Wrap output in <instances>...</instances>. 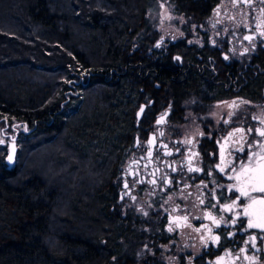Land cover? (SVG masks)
Masks as SVG:
<instances>
[{
    "label": "trees",
    "instance_id": "16d2710c",
    "mask_svg": "<svg viewBox=\"0 0 264 264\" xmlns=\"http://www.w3.org/2000/svg\"><path fill=\"white\" fill-rule=\"evenodd\" d=\"M152 1L0 0V264L110 263ZM175 4L201 21L215 0Z\"/></svg>",
    "mask_w": 264,
    "mask_h": 264
},
{
    "label": "flooded vegetation",
    "instance_id": "af4514ba",
    "mask_svg": "<svg viewBox=\"0 0 264 264\" xmlns=\"http://www.w3.org/2000/svg\"><path fill=\"white\" fill-rule=\"evenodd\" d=\"M204 14L185 15L179 38L154 30L146 42L137 132L114 181L124 231L109 264H264V231L242 207L224 210L247 202L229 191V162L264 143V0H215Z\"/></svg>",
    "mask_w": 264,
    "mask_h": 264
},
{
    "label": "snow or ice",
    "instance_id": "6c2138e0",
    "mask_svg": "<svg viewBox=\"0 0 264 264\" xmlns=\"http://www.w3.org/2000/svg\"><path fill=\"white\" fill-rule=\"evenodd\" d=\"M247 39V37H246ZM159 46V45H158ZM264 124V118L260 120ZM249 133L253 129L248 130ZM255 132L264 137V129H255ZM249 154L238 158V167L237 162H229L231 166V171L233 175H229V180H234L235 183L228 186L229 191H235L239 193L240 198H244L247 202L238 205L234 202L231 205H225L224 210L230 211L236 207H242V214L247 217V226L249 228H258L261 231H264V196H256L254 193L264 194V143L257 142L256 144H249ZM254 147H258L259 151H252ZM243 151V148L240 149ZM15 149L13 147V155ZM13 155H8L7 159L9 163L13 161ZM191 170V169H190ZM221 172L224 171V168L220 169ZM211 218V217H210ZM187 219V217H185ZM213 222L216 223L215 218H212ZM223 219V217H221ZM233 224L236 222L232 221ZM243 223V222H242ZM207 228V225H205ZM171 230V229H170ZM197 232L200 231L199 228L195 229ZM211 228H208V232L211 233ZM202 240L206 241L204 236H201ZM208 239L213 242H218L219 236H210ZM217 264H220L218 261Z\"/></svg>",
    "mask_w": 264,
    "mask_h": 264
},
{
    "label": "rangeland",
    "instance_id": "374dc122",
    "mask_svg": "<svg viewBox=\"0 0 264 264\" xmlns=\"http://www.w3.org/2000/svg\"><path fill=\"white\" fill-rule=\"evenodd\" d=\"M215 11V15L218 14ZM147 25L152 31H160L164 36L179 38L187 18L176 8L175 0H153L147 8Z\"/></svg>",
    "mask_w": 264,
    "mask_h": 264
},
{
    "label": "water",
    "instance_id": "95a60500",
    "mask_svg": "<svg viewBox=\"0 0 264 264\" xmlns=\"http://www.w3.org/2000/svg\"><path fill=\"white\" fill-rule=\"evenodd\" d=\"M143 108H144V106H143ZM143 108L139 111V113H138V117L141 116V113H142ZM13 147H14V149H15L14 155H13ZM16 153H17V147H16L15 143L12 142V143L10 144V147H9V154H8V155H13V161H12L11 163H9V161H8V159H7V162H8L10 165H12V164L15 162ZM7 157H8V156H7Z\"/></svg>",
    "mask_w": 264,
    "mask_h": 264
}]
</instances>
